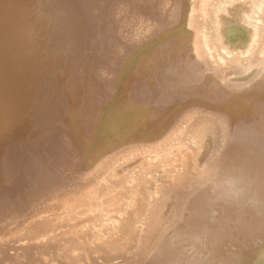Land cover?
<instances>
[{
  "label": "bare ground",
  "instance_id": "1",
  "mask_svg": "<svg viewBox=\"0 0 264 264\" xmlns=\"http://www.w3.org/2000/svg\"><path fill=\"white\" fill-rule=\"evenodd\" d=\"M0 264H264V0H0Z\"/></svg>",
  "mask_w": 264,
  "mask_h": 264
}]
</instances>
